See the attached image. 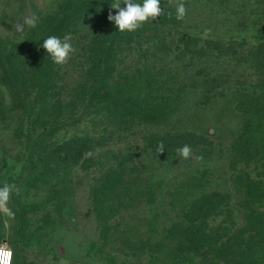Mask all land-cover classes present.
Returning <instances> with one entry per match:
<instances>
[{
	"label": "rangeland",
	"instance_id": "rangeland-1",
	"mask_svg": "<svg viewBox=\"0 0 264 264\" xmlns=\"http://www.w3.org/2000/svg\"><path fill=\"white\" fill-rule=\"evenodd\" d=\"M112 2L0 0V186H16L8 204L14 216L0 212V246L13 249V264H183L166 246L175 230L181 232L173 225L183 219L184 205L220 204L208 219L215 228L233 220L243 227L250 211H264V89L257 82L264 78V46L252 47L264 33L263 0H183V20L176 19L178 0H161L162 17L171 24L143 26L117 39L112 76L131 85L149 83L157 100L163 94L171 98L164 101L171 115L140 126L129 123L134 129L110 142L111 155L124 153L128 174L139 177L146 191L150 187L151 196L94 204L91 188L100 174L95 167L64 168V156L49 160L40 148L32 153L40 133L56 145L82 134L85 126L73 121L49 132L43 121H34V94L14 84L8 67L26 60L25 50L37 48L48 26L75 9V20L55 36L70 33L76 51L53 72L78 80L87 58L83 48L101 47L105 31L115 27L107 19L109 11L116 14ZM29 14L39 17L37 26L16 33L13 25ZM205 29L211 30L208 38ZM11 53L18 56L8 58ZM18 76L22 88L31 86L25 82L32 73ZM165 133L177 137L157 153V145L168 139L162 138ZM185 144L192 148L186 160L176 153ZM242 146L251 153L242 157ZM201 194L206 197L196 203ZM205 249L181 256H188L186 264H227L218 250ZM254 251L252 264H264V241Z\"/></svg>",
	"mask_w": 264,
	"mask_h": 264
},
{
	"label": "trees",
	"instance_id": "trees-1",
	"mask_svg": "<svg viewBox=\"0 0 264 264\" xmlns=\"http://www.w3.org/2000/svg\"><path fill=\"white\" fill-rule=\"evenodd\" d=\"M75 14V9L63 12L62 16L56 18L45 30L37 48L29 47L25 50L26 60L20 61L17 67L11 65L8 67L14 84L19 85L22 91L31 88L29 91L34 94L30 105L33 109L30 115L34 121H43V126L45 125L49 132H54L61 125H68L73 121L85 126L81 130L82 134H75L56 145L42 140L40 133V138L32 142L31 147L34 148L32 153L40 148L38 151L40 155L49 160L56 158V155L64 156L65 160L61 163L64 168L74 163H80L81 167L86 169L95 167L100 174L91 188L94 204H129L130 201L154 193L149 185L147 191L142 188L143 183L138 180L139 177H130L124 153L119 158L111 155L113 151L110 149V142L114 137L119 139L125 137L127 131L134 129L132 128L134 123L139 122L140 126L157 121L159 117L166 118L171 115L172 110L170 112L164 103L171 98L163 94L157 100L149 83L137 80L131 85L132 82L127 78L112 76L116 67L112 57L119 49L115 46L117 39H123L124 35L133 33H121L116 27L105 31V41L101 47L83 48L87 58L81 63L80 69L84 74L78 80L59 79L57 75L55 76L54 68H57L58 74L61 67L53 64L49 54L41 45L47 37L55 35L66 25L71 24L75 20ZM261 20H264V15ZM171 23L168 18L160 16L156 21H149L143 26L146 29H153L152 27ZM262 46H264V33L259 42L252 45L253 49ZM15 56L18 55L11 53L8 58L13 59ZM20 56L23 57V53ZM26 72L32 73L33 79L25 82V87L27 83L31 86L22 88L24 81L22 78L18 79V75H25ZM257 82L263 87L261 89H264V78H257ZM162 135L163 139L165 136L168 138L165 149L170 147L177 137L174 133ZM150 137L148 133V138ZM244 148L241 147L242 157L251 153L250 149ZM72 156L75 159L71 160ZM203 197L206 196L201 194L196 203L203 202ZM147 199L152 201L150 198ZM218 205L220 204L213 207V204L192 203L183 206V219L173 225L181 227V232L175 230L170 244L166 246L176 262L183 259L182 263H187L188 256L184 255V258L181 256L183 251L203 250L207 247L218 250V258L227 264H252L254 250L264 241V211H250L248 216L245 215L248 222L243 227H237L234 220L225 227H210L209 215L217 214ZM257 238L259 241L256 240Z\"/></svg>",
	"mask_w": 264,
	"mask_h": 264
},
{
	"label": "clouds",
	"instance_id": "clouds-1",
	"mask_svg": "<svg viewBox=\"0 0 264 264\" xmlns=\"http://www.w3.org/2000/svg\"><path fill=\"white\" fill-rule=\"evenodd\" d=\"M124 4L125 7H121ZM110 9H115L116 14L113 15L109 11L107 19L114 22L117 31L123 32H135L142 28L144 24L149 21H156L160 16L164 14V10L161 7V0H113L110 4ZM187 14V10L183 0H178L176 4V19L183 20ZM169 17L171 13H168ZM39 17L35 14H29L21 18L20 21L13 25L16 33L23 34L25 28H35L38 24ZM210 29H205L203 38H208ZM71 34L66 33L63 38L51 35L43 40L41 47L46 50L51 60L56 65H65L68 63L71 56L75 53L76 49L71 43ZM24 40H21V42ZM165 146L161 141L157 145V153H163ZM176 153L183 159H189L192 156V148L185 144L182 147L176 149ZM197 161H201V156L196 157ZM16 191L14 184L4 183L0 186V212L6 216L12 217L14 213L11 208L8 207L12 193ZM13 252L11 249H7L6 246H0V264H12Z\"/></svg>",
	"mask_w": 264,
	"mask_h": 264
},
{
	"label": "built area",
	"instance_id": "built-area-1",
	"mask_svg": "<svg viewBox=\"0 0 264 264\" xmlns=\"http://www.w3.org/2000/svg\"><path fill=\"white\" fill-rule=\"evenodd\" d=\"M2 246H6L7 249H11L12 252H13V255H14L13 249L8 244H3ZM13 261H14V256H13V259H12V264H13Z\"/></svg>",
	"mask_w": 264,
	"mask_h": 264
}]
</instances>
